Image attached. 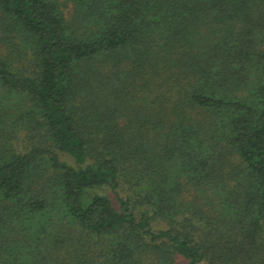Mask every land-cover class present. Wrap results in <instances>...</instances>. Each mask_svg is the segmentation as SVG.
Instances as JSON below:
<instances>
[{
  "label": "trees",
  "instance_id": "1",
  "mask_svg": "<svg viewBox=\"0 0 264 264\" xmlns=\"http://www.w3.org/2000/svg\"><path fill=\"white\" fill-rule=\"evenodd\" d=\"M264 264V0H0V264Z\"/></svg>",
  "mask_w": 264,
  "mask_h": 264
},
{
  "label": "rangeland",
  "instance_id": "2",
  "mask_svg": "<svg viewBox=\"0 0 264 264\" xmlns=\"http://www.w3.org/2000/svg\"><path fill=\"white\" fill-rule=\"evenodd\" d=\"M178 264H188L186 260H180Z\"/></svg>",
  "mask_w": 264,
  "mask_h": 264
}]
</instances>
